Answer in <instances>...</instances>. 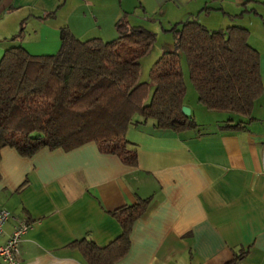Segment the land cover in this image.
I'll return each mask as SVG.
<instances>
[{"label": "crops", "instance_id": "crops-1", "mask_svg": "<svg viewBox=\"0 0 264 264\" xmlns=\"http://www.w3.org/2000/svg\"><path fill=\"white\" fill-rule=\"evenodd\" d=\"M264 0H2L0 58L21 46L52 55L67 27L79 40L116 39V24L142 27L174 48L173 25L195 19L208 30H248L260 54L264 87ZM24 22L20 41H10ZM164 53V52H163ZM197 96V95H196ZM198 127L174 133L132 120L126 140L136 166L101 154L94 142L70 151L42 149L30 158L0 150V210L31 224L18 244V264H86L71 245L104 247L121 234L113 211L149 199L136 220L130 248L116 264H264V92L252 121L209 111L184 97ZM244 123L242 130H223ZM134 122V123H133Z\"/></svg>", "mask_w": 264, "mask_h": 264}, {"label": "trees", "instance_id": "trees-1", "mask_svg": "<svg viewBox=\"0 0 264 264\" xmlns=\"http://www.w3.org/2000/svg\"><path fill=\"white\" fill-rule=\"evenodd\" d=\"M2 0H0L1 2ZM264 6V2H263ZM264 23V22H263ZM117 37L77 39L67 27L60 30V46L53 55L35 56L21 46L0 58V150L4 147L30 158L42 149L70 151L94 142L101 154L115 155L122 164L136 166V149L126 140L135 116L151 120L158 130L180 133L198 127L182 113L186 94L179 52L183 53L197 102L206 110L252 121L256 100L264 92L260 54L248 44L247 29L230 26L211 31L189 19L168 31L174 50L164 52L149 70L154 91L139 82L140 61L148 55L155 34L126 21L116 24ZM24 22L10 41H20ZM134 123V122H133ZM244 123L223 130H242ZM149 199L116 209L121 234L104 247L83 239L71 245L86 264H116L130 248V234Z\"/></svg>", "mask_w": 264, "mask_h": 264}, {"label": "rangeland", "instance_id": "rangeland-1", "mask_svg": "<svg viewBox=\"0 0 264 264\" xmlns=\"http://www.w3.org/2000/svg\"><path fill=\"white\" fill-rule=\"evenodd\" d=\"M156 36V35H155ZM165 42L163 40V38L156 36V40L154 42V44L152 45L149 53L147 56H145L144 58L141 59L140 61V76H139V82H146L149 85V99L146 102L149 103V100L151 98V95L154 91V85L152 84V82L149 79V70L151 68V66L153 65V63L159 58V56H161V54L165 51H162V48L165 46ZM58 45L57 47H55V49H53V51H51L53 54H55L58 49H59ZM174 48L171 50L173 51ZM168 52H170L168 50ZM52 54V55H53ZM179 57H180V66L183 72V76H184V82H185V86H186V94L185 97L188 100L194 99L196 96L194 87L192 82L189 79V72H188V67H187V63L185 60V56L183 53L179 52ZM190 115L191 112H190ZM140 116H135L134 120H138ZM151 121V120H149Z\"/></svg>", "mask_w": 264, "mask_h": 264}, {"label": "built area", "instance_id": "built-area-1", "mask_svg": "<svg viewBox=\"0 0 264 264\" xmlns=\"http://www.w3.org/2000/svg\"><path fill=\"white\" fill-rule=\"evenodd\" d=\"M14 220L11 214L6 209L0 210V236L3 233L4 225L9 221ZM31 224L27 222H17L13 231L5 241L0 244V264H18V244L21 239L30 230Z\"/></svg>", "mask_w": 264, "mask_h": 264}, {"label": "water", "instance_id": "water-1", "mask_svg": "<svg viewBox=\"0 0 264 264\" xmlns=\"http://www.w3.org/2000/svg\"><path fill=\"white\" fill-rule=\"evenodd\" d=\"M181 111L185 116H190V110L187 107L183 106Z\"/></svg>", "mask_w": 264, "mask_h": 264}]
</instances>
